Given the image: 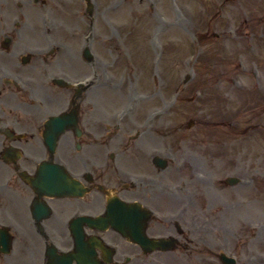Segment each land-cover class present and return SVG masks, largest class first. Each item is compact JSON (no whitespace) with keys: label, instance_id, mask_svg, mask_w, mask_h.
Masks as SVG:
<instances>
[{"label":"flooded vegetation","instance_id":"1","mask_svg":"<svg viewBox=\"0 0 264 264\" xmlns=\"http://www.w3.org/2000/svg\"><path fill=\"white\" fill-rule=\"evenodd\" d=\"M40 3L0 0V264H223L222 254L233 264H264L256 233L244 239V223L255 219L240 217L241 200L196 179L193 155L162 151L139 102L108 99V61H87L92 81L82 86L79 45L77 53L70 44L58 52L52 41H2L3 29L19 28V12L35 10L48 27ZM52 164L86 193L71 185L49 196Z\"/></svg>","mask_w":264,"mask_h":264},{"label":"rangeland","instance_id":"2","mask_svg":"<svg viewBox=\"0 0 264 264\" xmlns=\"http://www.w3.org/2000/svg\"><path fill=\"white\" fill-rule=\"evenodd\" d=\"M47 7L53 13L56 5ZM58 10V24L65 32L58 36L54 30L50 37L75 50L88 43L94 54L110 62L113 74L123 81L119 92L110 93L112 100L124 101L134 89L146 92L138 108L144 115L156 113L150 122L161 133L157 134L162 136V148L182 145L197 154L210 169L209 180H215L211 190L219 189L230 201L241 200L240 217H260L264 213V0H125L114 12L115 23L109 27L113 33L96 14L92 18L82 9L74 20L67 16L66 6ZM89 29L101 41L90 38ZM29 33V39L21 31L12 34L15 41H46L45 30ZM150 41L156 44L155 51ZM83 65L88 74L94 70L85 62L76 66ZM236 174L243 179L242 187L219 184ZM255 242L264 251V233Z\"/></svg>","mask_w":264,"mask_h":264}]
</instances>
